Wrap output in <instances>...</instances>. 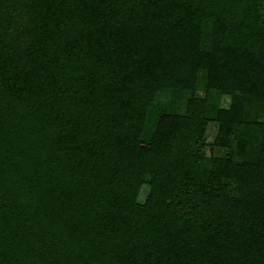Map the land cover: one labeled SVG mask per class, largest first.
<instances>
[{
	"label": "trees",
	"instance_id": "obj_1",
	"mask_svg": "<svg viewBox=\"0 0 264 264\" xmlns=\"http://www.w3.org/2000/svg\"><path fill=\"white\" fill-rule=\"evenodd\" d=\"M0 264H264V0H0Z\"/></svg>",
	"mask_w": 264,
	"mask_h": 264
},
{
	"label": "rangeland",
	"instance_id": "obj_2",
	"mask_svg": "<svg viewBox=\"0 0 264 264\" xmlns=\"http://www.w3.org/2000/svg\"><path fill=\"white\" fill-rule=\"evenodd\" d=\"M215 132H216V125L213 124V123L209 124L208 129H207V133H206V137H207V141L208 142L211 141V139L214 136ZM215 154L219 155V156H226L228 154V151L224 150V149H215ZM243 170H244V173L248 174L249 171H250V166L249 165H244ZM135 181H136V177L134 175H132L128 179L127 187L129 189H132L134 187ZM143 197H144V194L141 195V198H143Z\"/></svg>",
	"mask_w": 264,
	"mask_h": 264
}]
</instances>
